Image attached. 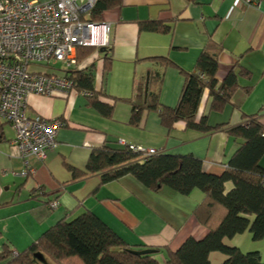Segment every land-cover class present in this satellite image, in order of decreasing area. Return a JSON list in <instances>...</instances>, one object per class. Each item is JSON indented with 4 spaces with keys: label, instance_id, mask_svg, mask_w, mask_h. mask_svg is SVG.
<instances>
[{
    "label": "crops",
    "instance_id": "0c3cea01",
    "mask_svg": "<svg viewBox=\"0 0 264 264\" xmlns=\"http://www.w3.org/2000/svg\"><path fill=\"white\" fill-rule=\"evenodd\" d=\"M253 1L120 0L102 10L94 21L110 26L108 53L112 59L109 69L103 68L101 56L94 61L95 90L119 99L132 97L134 87L158 69L163 75L160 101L176 106L183 72L194 70L201 50L212 41L220 46L217 81H223L234 68L239 87L222 110L210 109L205 89L197 115L205 113L210 125L234 126L252 115L264 124V0ZM146 20L168 24L171 31H140L139 23ZM151 56H167L173 65L162 68L154 61L139 60ZM28 114L60 118L63 125L56 135V147L44 161L27 157L33 173L23 175L27 170L24 159L10 143L14 130L0 117V250L6 244L22 251L60 219L90 211L129 245L160 248L154 255L157 263L167 264V251L177 250L188 237L206 235L208 229L193 215L203 193L193 189L182 195L167 186L152 191L129 174L103 182L100 173L76 176L74 171H86L92 149L133 144L192 155L201 159L205 172L219 175L242 144L224 130L203 133L187 128L183 121L167 129L155 111L143 112L140 123L132 125L131 105L118 99L112 115L105 117L76 88L65 96L29 95ZM259 164L264 166V155ZM231 187V183L225 186L226 190ZM53 201L55 208L50 207ZM224 242L243 252L258 251L264 261V239L254 241L249 230ZM225 258L217 251L209 254L212 264Z\"/></svg>",
    "mask_w": 264,
    "mask_h": 264
},
{
    "label": "trees",
    "instance_id": "16d2710c",
    "mask_svg": "<svg viewBox=\"0 0 264 264\" xmlns=\"http://www.w3.org/2000/svg\"><path fill=\"white\" fill-rule=\"evenodd\" d=\"M119 1L97 0L91 19L96 20L102 10ZM139 30L169 33L171 27L161 21L146 20L139 23ZM108 50V47L79 48L78 66L68 71L79 92H91V95L84 96L100 114L110 117L115 101L123 100L131 105L132 125L140 123L143 112L155 111L167 129L175 122L183 121L187 128L203 133L224 130L242 144L219 175L205 172L201 159L192 155L157 150L154 154H147L129 149L128 144L92 149L86 171L80 173L74 169V174L100 173L103 182L129 174L149 190L157 191L167 186L182 195L199 189L204 196L193 215L208 231L201 239L188 237L177 250L167 251V264H212L209 254L215 251L226 257L220 264H264L258 251L243 252L224 242L246 230L254 241L264 239V166L259 164L264 155V124L252 115L234 126L228 123L210 125L205 113L197 115L205 89L210 97V109L222 110L239 87L238 72L234 68L220 83L215 77L220 46L209 41L201 50L194 70L183 72L184 84L176 106H167L160 101L163 75L158 69L150 72L147 81L134 87L132 97L119 99L95 90L94 61L101 56L103 68L109 69L112 58ZM139 60L154 61L162 68L173 65L167 56ZM227 183L232 186L229 190L225 188ZM140 250L143 248L126 243L94 213L84 211L70 219H60L22 251L3 245L0 264H42L34 261L41 253L56 264H158L154 255L160 248H154L152 253L134 252Z\"/></svg>",
    "mask_w": 264,
    "mask_h": 264
},
{
    "label": "built area",
    "instance_id": "2783aa9c",
    "mask_svg": "<svg viewBox=\"0 0 264 264\" xmlns=\"http://www.w3.org/2000/svg\"><path fill=\"white\" fill-rule=\"evenodd\" d=\"M96 2L0 0V117L14 130L10 143L24 159L27 170L23 175L33 173L27 157L44 161L56 147V135L63 125L60 118L30 116L28 96L68 95L75 89L68 71L78 66V49L109 46V24L91 19ZM58 62L62 70L56 68ZM81 94L89 96L91 92ZM128 147L156 153L153 148ZM56 206V201L50 204Z\"/></svg>",
    "mask_w": 264,
    "mask_h": 264
},
{
    "label": "rangeland",
    "instance_id": "374dc122",
    "mask_svg": "<svg viewBox=\"0 0 264 264\" xmlns=\"http://www.w3.org/2000/svg\"><path fill=\"white\" fill-rule=\"evenodd\" d=\"M109 46H110V42H109ZM60 67H61V63L58 62L56 64V68L59 69ZM59 70H62V68H60ZM59 72H61V71H59ZM34 261L36 263H42V264H56L55 262L51 261L50 258L47 255H45L44 253L37 255V257L35 258Z\"/></svg>",
    "mask_w": 264,
    "mask_h": 264
},
{
    "label": "water",
    "instance_id": "95a60500",
    "mask_svg": "<svg viewBox=\"0 0 264 264\" xmlns=\"http://www.w3.org/2000/svg\"><path fill=\"white\" fill-rule=\"evenodd\" d=\"M154 250L153 249H143V250H140V251H134L135 253H139V254H142V253H152Z\"/></svg>",
    "mask_w": 264,
    "mask_h": 264
}]
</instances>
